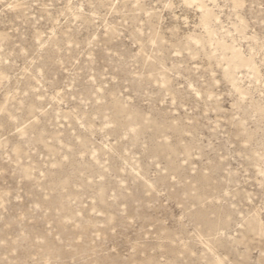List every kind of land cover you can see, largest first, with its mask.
I'll list each match as a JSON object with an SVG mask.
<instances>
[{"label":"rangeland","instance_id":"obj_1","mask_svg":"<svg viewBox=\"0 0 264 264\" xmlns=\"http://www.w3.org/2000/svg\"><path fill=\"white\" fill-rule=\"evenodd\" d=\"M0 264H264V0H0Z\"/></svg>","mask_w":264,"mask_h":264},{"label":"bare ground","instance_id":"obj_2","mask_svg":"<svg viewBox=\"0 0 264 264\" xmlns=\"http://www.w3.org/2000/svg\"><path fill=\"white\" fill-rule=\"evenodd\" d=\"M228 77H229V78L231 77V74H230V72H229V74H228Z\"/></svg>","mask_w":264,"mask_h":264}]
</instances>
